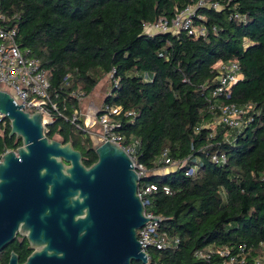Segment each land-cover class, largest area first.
Listing matches in <instances>:
<instances>
[{
    "label": "trees",
    "instance_id": "1",
    "mask_svg": "<svg viewBox=\"0 0 264 264\" xmlns=\"http://www.w3.org/2000/svg\"><path fill=\"white\" fill-rule=\"evenodd\" d=\"M198 1L0 0V14L16 16L19 44L47 72L50 100L58 106L46 126L48 138L72 143L87 167L98 157L92 145L80 142L72 117L112 76V93L102 107L121 109L109 118L123 146L140 143L137 162L149 174L139 186H157L143 198L145 210L180 240L177 249L148 252V264H208L195 252L210 248H244L246 264H264V0H213L218 10L198 9L195 26L205 36L145 32L146 25L172 20ZM219 62L241 67L243 79L231 102L250 121L240 132L201 128L214 122L209 100ZM4 121L0 154L22 146L21 138L10 137V120ZM166 150L173 161L189 163L158 174L165 169L158 160ZM217 153L227 156L225 165L212 162ZM190 168L195 173L187 176ZM12 250L0 253V264L9 263Z\"/></svg>",
    "mask_w": 264,
    "mask_h": 264
},
{
    "label": "water",
    "instance_id": "2",
    "mask_svg": "<svg viewBox=\"0 0 264 264\" xmlns=\"http://www.w3.org/2000/svg\"><path fill=\"white\" fill-rule=\"evenodd\" d=\"M22 107L0 90V115L22 139L0 163V253L21 233L35 249L24 264H148L137 231L158 220L145 216L125 149L101 143L87 167L72 143L48 138L41 113ZM9 264H20L16 253Z\"/></svg>",
    "mask_w": 264,
    "mask_h": 264
},
{
    "label": "built area",
    "instance_id": "3",
    "mask_svg": "<svg viewBox=\"0 0 264 264\" xmlns=\"http://www.w3.org/2000/svg\"><path fill=\"white\" fill-rule=\"evenodd\" d=\"M204 7L215 10L220 8L219 4L213 0H199L197 3L178 12L172 20L161 19L155 24L146 25L145 32L151 35L187 32L189 36H205L204 29L195 26L197 10ZM236 18L239 19V16L236 15ZM16 22V16L10 17L0 14V90L8 93L16 105H24L22 109L25 112L30 114L41 113L43 124L47 126L54 122V113L52 111L57 112L58 106L50 100L51 84L47 72L42 67L41 60L32 55L30 49L24 48L19 44ZM215 70L217 72L216 86L212 90L209 100V112L211 116H214V122L205 123L201 128L215 129L217 126H223L240 132L250 121L246 119L247 111L231 102L234 86L243 79L241 67L236 62H219L216 64ZM115 84L117 86L118 82H115ZM77 97L83 99V94H78ZM102 111L106 113L99 116ZM120 111L119 107L115 108L109 105H105L100 109L90 108L87 119L90 121V125H100L103 132L101 143L111 141L125 149L133 162L139 179L142 181L148 176L149 172L137 162L139 141H135L127 147L123 146L122 139L114 132L115 126L109 118V114H119ZM82 115V112H75L72 117V124L78 130L83 129V125L80 123ZM129 115H132V113ZM4 119L5 117L0 115V122H3V124H5ZM8 152L9 150L0 154V163ZM211 160L217 165H225L227 156L217 153L211 157ZM188 163L189 160L183 162L173 161L169 157L167 150L158 160V164L162 165V168L166 170H177ZM194 173L195 169L190 168L186 174L187 176H192ZM262 180L264 181V175ZM154 191H157V186L155 185L139 186L138 192L144 203V208L148 205V202L145 203L143 198H146ZM164 192L169 195L171 190L165 187ZM145 216L148 220H158V222H148L142 229L137 231L138 241L142 245V250L147 254L149 262L150 256L148 252L177 249L180 240L162 230L160 226L162 218L156 216L153 211L149 210L147 212L145 210ZM243 249L241 248L237 253H232L228 249L213 251L210 248L208 251H196L195 257L206 261L208 264H246ZM255 264L260 263L257 262Z\"/></svg>",
    "mask_w": 264,
    "mask_h": 264
},
{
    "label": "rangeland",
    "instance_id": "4",
    "mask_svg": "<svg viewBox=\"0 0 264 264\" xmlns=\"http://www.w3.org/2000/svg\"><path fill=\"white\" fill-rule=\"evenodd\" d=\"M112 93V82L111 76L105 77L95 88V90L88 97L82 100V116L81 122L83 125V129L77 132V136L80 142L84 146L92 145L93 147L101 144L102 142V129L99 124L95 127H90V121L88 118V113L90 108H102L104 100L107 96ZM55 140L60 141V138H56ZM86 148V147H83ZM85 151V150H84ZM166 171H171V169H163L158 172V174L165 173Z\"/></svg>",
    "mask_w": 264,
    "mask_h": 264
},
{
    "label": "flooded vegetation",
    "instance_id": "5",
    "mask_svg": "<svg viewBox=\"0 0 264 264\" xmlns=\"http://www.w3.org/2000/svg\"><path fill=\"white\" fill-rule=\"evenodd\" d=\"M7 248H14L12 252L17 254L20 264H24L28 260V258L35 252V249L31 246L27 236L22 235L21 233L17 235L15 241Z\"/></svg>",
    "mask_w": 264,
    "mask_h": 264
},
{
    "label": "crops",
    "instance_id": "6",
    "mask_svg": "<svg viewBox=\"0 0 264 264\" xmlns=\"http://www.w3.org/2000/svg\"><path fill=\"white\" fill-rule=\"evenodd\" d=\"M95 126H97V124H91V125H90L91 128H92V127H95Z\"/></svg>",
    "mask_w": 264,
    "mask_h": 264
}]
</instances>
